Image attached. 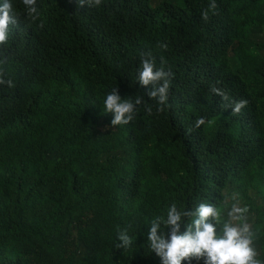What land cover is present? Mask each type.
<instances>
[{
	"label": "trees",
	"instance_id": "obj_1",
	"mask_svg": "<svg viewBox=\"0 0 264 264\" xmlns=\"http://www.w3.org/2000/svg\"><path fill=\"white\" fill-rule=\"evenodd\" d=\"M0 264H264V0H0Z\"/></svg>",
	"mask_w": 264,
	"mask_h": 264
},
{
	"label": "rangeland",
	"instance_id": "obj_2",
	"mask_svg": "<svg viewBox=\"0 0 264 264\" xmlns=\"http://www.w3.org/2000/svg\"><path fill=\"white\" fill-rule=\"evenodd\" d=\"M233 214H235L236 210L234 209ZM229 220L231 221V231H230V236L233 238H236L238 243L243 245L244 247L249 246L250 241L246 238L244 234L241 233V229L239 228L237 222H235L234 217L230 216ZM249 225H246L248 228Z\"/></svg>",
	"mask_w": 264,
	"mask_h": 264
}]
</instances>
